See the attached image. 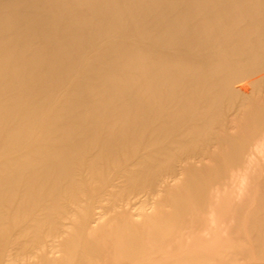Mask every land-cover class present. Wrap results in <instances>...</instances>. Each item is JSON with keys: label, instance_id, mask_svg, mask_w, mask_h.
Segmentation results:
<instances>
[{"label": "bare ground", "instance_id": "6f19581e", "mask_svg": "<svg viewBox=\"0 0 264 264\" xmlns=\"http://www.w3.org/2000/svg\"><path fill=\"white\" fill-rule=\"evenodd\" d=\"M263 154L264 0H0V264L260 261Z\"/></svg>", "mask_w": 264, "mask_h": 264}, {"label": "rangeland", "instance_id": "374dc122", "mask_svg": "<svg viewBox=\"0 0 264 264\" xmlns=\"http://www.w3.org/2000/svg\"><path fill=\"white\" fill-rule=\"evenodd\" d=\"M263 156H264V154H263ZM262 159L264 160V157ZM262 164L264 165V162ZM239 198H241V195H239ZM250 264H264V259H260V261L259 260H254Z\"/></svg>", "mask_w": 264, "mask_h": 264}]
</instances>
